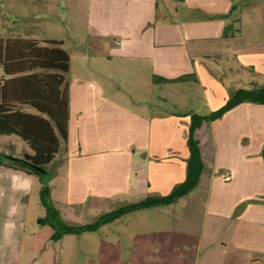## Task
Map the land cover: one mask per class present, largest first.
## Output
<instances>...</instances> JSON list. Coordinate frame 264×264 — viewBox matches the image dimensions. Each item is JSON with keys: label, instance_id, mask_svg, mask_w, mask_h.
<instances>
[{"label": "crops", "instance_id": "1", "mask_svg": "<svg viewBox=\"0 0 264 264\" xmlns=\"http://www.w3.org/2000/svg\"><path fill=\"white\" fill-rule=\"evenodd\" d=\"M68 2L67 38L6 39L60 42L69 57L63 74L67 141L50 162L48 186L62 221L79 226L125 203L169 194L185 179L189 116L218 110L232 90L264 86V1ZM10 137L19 139L0 136L11 157L32 154ZM194 138L203 162L198 185L156 208L165 215V208H185L186 223L203 209L201 264H264V105L240 104L202 122ZM13 171L0 167V176ZM28 195L8 194L22 205L18 222L26 216ZM7 205L8 199L0 202V216ZM102 208L107 210L97 212ZM151 209L130 214L143 217ZM170 217L177 221L179 215ZM22 231L14 245L0 250V264L40 262L17 248Z\"/></svg>", "mask_w": 264, "mask_h": 264}, {"label": "trees", "instance_id": "2", "mask_svg": "<svg viewBox=\"0 0 264 264\" xmlns=\"http://www.w3.org/2000/svg\"><path fill=\"white\" fill-rule=\"evenodd\" d=\"M227 30L224 36H227ZM38 42L25 39L0 38V136H17L32 151L21 158L0 155V167L22 170L40 183L39 204L44 216L38 224L52 230L50 240L59 241L66 235H81L98 231L132 212L176 203L192 192L198 185L203 169L198 142L194 131L202 122L220 119L234 107L250 103L264 105V86L238 88L229 92L226 103L218 110L205 116L191 114L186 145L185 179L165 196L146 197L125 203L99 215L92 222L72 226L59 217L53 207L48 183L53 176L45 167L67 141L68 96L63 74L68 72L69 57L59 46L60 42ZM22 106L32 108L36 113L21 110ZM264 162V146L261 153Z\"/></svg>", "mask_w": 264, "mask_h": 264}, {"label": "rangeland", "instance_id": "3", "mask_svg": "<svg viewBox=\"0 0 264 264\" xmlns=\"http://www.w3.org/2000/svg\"><path fill=\"white\" fill-rule=\"evenodd\" d=\"M241 1L247 5L251 0ZM69 4L68 0H0V37L67 38L71 18L65 8ZM7 141L0 138V154L12 156L13 150ZM9 141L22 143L15 137H10ZM13 148L15 152H21L17 145ZM50 165L45 167L48 172L53 170ZM27 197L22 243L17 248L23 252L32 251L34 261H40L37 264H201V254H197L204 217L201 207L194 213L193 221L188 223L184 220L185 208H165L169 215L155 208L145 211L143 217L139 214L125 215L96 232L66 235L52 242L51 229L38 224L44 215L38 192L33 189ZM174 213L179 215L177 221L170 217ZM5 219L4 211L0 224ZM20 261L28 260L22 258Z\"/></svg>", "mask_w": 264, "mask_h": 264}, {"label": "clouds", "instance_id": "4", "mask_svg": "<svg viewBox=\"0 0 264 264\" xmlns=\"http://www.w3.org/2000/svg\"><path fill=\"white\" fill-rule=\"evenodd\" d=\"M0 180L7 182L6 185H0V202L8 199L6 219L0 224V249H3L14 245L16 234L25 227L24 223L18 222L22 216L20 201L8 194L28 195L32 191L34 179L22 170H16L9 175L0 176Z\"/></svg>", "mask_w": 264, "mask_h": 264}, {"label": "built area", "instance_id": "5", "mask_svg": "<svg viewBox=\"0 0 264 264\" xmlns=\"http://www.w3.org/2000/svg\"><path fill=\"white\" fill-rule=\"evenodd\" d=\"M118 44V43H117Z\"/></svg>", "mask_w": 264, "mask_h": 264}]
</instances>
